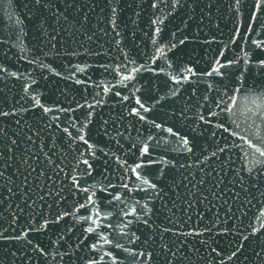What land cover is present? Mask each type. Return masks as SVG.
Returning <instances> with one entry per match:
<instances>
[{"label":"water","instance_id":"obj_1","mask_svg":"<svg viewBox=\"0 0 264 264\" xmlns=\"http://www.w3.org/2000/svg\"><path fill=\"white\" fill-rule=\"evenodd\" d=\"M257 3L0 0V264H264Z\"/></svg>","mask_w":264,"mask_h":264},{"label":"snow or ice","instance_id":"obj_2","mask_svg":"<svg viewBox=\"0 0 264 264\" xmlns=\"http://www.w3.org/2000/svg\"><path fill=\"white\" fill-rule=\"evenodd\" d=\"M261 4H264V0H258V3H257V5H256L255 7H259ZM217 63H219V62L217 61ZM260 63H261L262 65H264V61H261ZM189 71H191V70H189ZM214 71H216L217 74L222 75V73L219 72V69H214ZM208 75H211V73H208ZM124 79H130V77L125 76ZM229 100H232L233 103H234V97H229ZM223 111H224V112H227V113H231V112H232V109L229 108V107H227V105H225ZM140 118H141V119H144V117H140ZM157 127H160V125H157ZM217 127L223 128L224 125H223V124H217ZM167 131L171 133V132H172V129L169 128V129H167ZM225 131H227L226 128H225ZM173 135H175V133H173ZM232 135H236V133H232ZM239 138H240L241 140H244V142H245V144H247V147H248V148H254L257 152H259V154H260L261 156H264V149H262V148H260V147H257L255 144H253L251 141L247 140V139H246L245 137H243V136H240ZM258 138H259V139H264V137H258ZM181 139H182V142H183L185 145L188 144V140H187L186 138H181ZM85 143H87V141H85ZM89 147H91V145H90ZM241 148H243V146H241ZM188 150L191 151V148H189ZM144 152H145V153L147 152V148L144 149ZM84 163L87 164V161L85 160ZM256 163L259 164L260 162L257 161ZM138 167H139V165H138ZM137 179H140L139 175H137ZM144 183H148V181L145 180ZM152 187L154 188L155 185H152ZM85 190H86V189H85ZM89 199H91V197H89ZM117 246H118V245H117Z\"/></svg>","mask_w":264,"mask_h":264}]
</instances>
